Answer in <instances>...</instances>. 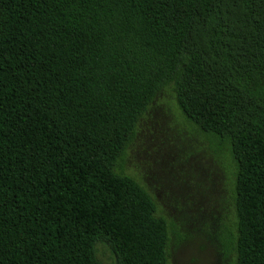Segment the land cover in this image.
<instances>
[{"label":"trees","instance_id":"16d2710c","mask_svg":"<svg viewBox=\"0 0 264 264\" xmlns=\"http://www.w3.org/2000/svg\"><path fill=\"white\" fill-rule=\"evenodd\" d=\"M167 85L235 164L219 253L264 264V0H0V264H168L116 171Z\"/></svg>","mask_w":264,"mask_h":264},{"label":"rangeland","instance_id":"374dc122","mask_svg":"<svg viewBox=\"0 0 264 264\" xmlns=\"http://www.w3.org/2000/svg\"><path fill=\"white\" fill-rule=\"evenodd\" d=\"M116 171L133 178L168 223V264H232L215 236L234 220L235 164L224 142L184 118L170 85L139 119ZM97 249L108 264L106 249Z\"/></svg>","mask_w":264,"mask_h":264}]
</instances>
